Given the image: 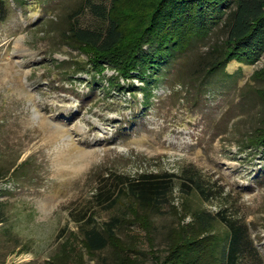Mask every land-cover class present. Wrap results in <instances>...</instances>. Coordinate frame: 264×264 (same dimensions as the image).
<instances>
[{
    "label": "rangeland",
    "instance_id": "374dc122",
    "mask_svg": "<svg viewBox=\"0 0 264 264\" xmlns=\"http://www.w3.org/2000/svg\"><path fill=\"white\" fill-rule=\"evenodd\" d=\"M86 7L2 0L0 264H113L119 247L134 264H160L172 234H206L192 216L197 208L246 221L264 254V149L249 140L264 118V78L253 76L264 68V48L207 73L200 64L226 38L219 23L145 81L120 76L115 88L113 67L97 73L61 35L71 19L94 20ZM141 172L173 174L160 209L142 210L120 182L107 185ZM105 182L107 199L95 194ZM83 211L98 225L117 217V251H88L75 219ZM211 231L224 237L226 226L214 219Z\"/></svg>",
    "mask_w": 264,
    "mask_h": 264
},
{
    "label": "trees",
    "instance_id": "16d2710c",
    "mask_svg": "<svg viewBox=\"0 0 264 264\" xmlns=\"http://www.w3.org/2000/svg\"><path fill=\"white\" fill-rule=\"evenodd\" d=\"M118 1L86 0V9L94 11V20L81 23L71 19L69 27L61 34L66 42L88 53L87 63L97 73L103 71L104 63L113 67L117 71L116 78L111 76L109 81L115 88L123 86L117 80L120 76L128 78L139 74L145 81L146 72L149 74L156 64L185 50L196 37L208 33L219 23L226 30V38L222 47L217 45L214 52H207L200 64L207 73L223 69L231 59L249 62L264 48V0H137L133 7L141 8L136 11L118 7ZM123 12L136 15L126 19L120 14ZM133 70L137 73L133 74ZM253 76L264 78V68L256 69ZM135 89L132 83L127 85L128 91ZM249 140L264 149V118ZM172 175L141 172L124 181H119L122 176L116 175L107 185L115 186L120 182L129 189L138 207L145 211L147 208L157 210L164 206V198L171 191ZM193 177L192 173L188 175L190 179ZM196 184L199 191L204 192L197 181ZM107 185L105 182L103 189L98 187L96 196L107 199L111 192ZM135 215L149 220L147 212L136 209ZM192 216L206 234H172L168 254L160 264H264V254L254 243L246 221L226 216L221 210L214 214L197 208ZM75 219L79 225L84 222L80 232L88 251L119 247L114 231L117 217L98 225L83 211ZM214 219L226 226L224 237L212 233ZM119 249L113 264H134L131 258L117 255L121 252Z\"/></svg>",
    "mask_w": 264,
    "mask_h": 264
}]
</instances>
